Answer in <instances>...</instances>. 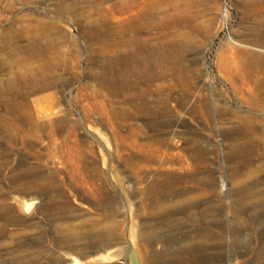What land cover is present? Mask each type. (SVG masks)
Segmentation results:
<instances>
[{
  "label": "rangeland",
  "instance_id": "374dc122",
  "mask_svg": "<svg viewBox=\"0 0 264 264\" xmlns=\"http://www.w3.org/2000/svg\"><path fill=\"white\" fill-rule=\"evenodd\" d=\"M150 2L0 0V264H264V0ZM127 17L145 111L97 79Z\"/></svg>",
  "mask_w": 264,
  "mask_h": 264
},
{
  "label": "bare ground",
  "instance_id": "6f19581e",
  "mask_svg": "<svg viewBox=\"0 0 264 264\" xmlns=\"http://www.w3.org/2000/svg\"><path fill=\"white\" fill-rule=\"evenodd\" d=\"M156 3H157L156 0H151V2L149 3L150 4L149 10L151 11V14H152L153 10L155 9V6L157 5ZM98 10H100V9H98ZM153 13H155V12H153ZM149 14H150V12H149ZM151 14H150V16H152ZM153 17H154V15L152 16V18ZM127 18H128V20H127ZM127 18H126V20L128 22L127 21H125L126 23L123 22V24L125 25V32L122 33V35H120V38L117 39V41H114L112 43L109 41L107 42V45L109 43L110 46L108 45L109 46V47H107L108 49L104 50V55H106V59H105V62L103 61V63L108 65V70H107V72L104 71L105 75H103V76L99 75L97 77V79L99 81L98 84L101 87V89H103V88L105 89L104 92L106 93L107 96L106 97L103 96V97H105L107 99V97H113V96L117 97L118 96L117 97V99H118L119 96H121L119 103L129 104L131 106V108H133L134 111H145L149 106V101H148L149 98L147 99V96L150 95L151 93L149 91L145 90L141 86V83H147L148 84L149 82L157 79L161 75V73L158 72L159 62H158V59L156 58L157 60L155 59V61L153 63H150L146 58L145 52H143L142 42H144V41L140 37V32L142 31V26H141L142 23H138V24L136 23L134 25L130 22L131 17L130 18L127 17ZM145 29H146V27H145ZM126 30L131 33L130 35H128V37H126ZM105 36H107V35H105ZM148 39H150V38H148ZM105 44H106V42H105ZM148 50H150V49H148ZM154 50H155V48H153L152 51L150 50V52L152 53ZM101 51H102V49H101ZM252 62L253 61H248V65L249 66L252 65ZM64 65H65V63H64ZM68 66H70V65H68ZM64 68H66V67H64ZM91 73H93V72L91 71ZM94 74H95V72H94ZM95 81H96V79H95ZM262 84L264 85V81L262 82ZM86 86H87V84H86ZM95 89H97V86ZM101 89H100V91H101ZM93 91H95V90L93 89ZM130 91H132V92H130ZM262 93H264V86L262 88ZM95 94L96 93H94V95ZM105 101H108V100H105ZM105 101H104V103H105ZM109 101L112 102L113 100L110 98ZM112 104H114V101L112 102ZM111 105H110V107H111ZM97 107H99V106H97ZM119 107L121 108V106H119ZM118 108L113 111L111 117L114 120L123 121L124 119H126L128 117V115L130 113L128 110H126V108H123V109H120V108L118 109ZM95 109L96 110H94V112L97 111V108H95ZM109 113H111V112H109ZM98 114H99V112H98ZM102 116L103 115L97 117L98 122L103 121ZM194 142L192 144H194ZM199 144H197L195 142V144L193 145L194 146L193 147L194 157H196L198 159H200V157L204 153V149ZM195 167L197 168L198 164H196Z\"/></svg>",
  "mask_w": 264,
  "mask_h": 264
},
{
  "label": "water",
  "instance_id": "95a60500",
  "mask_svg": "<svg viewBox=\"0 0 264 264\" xmlns=\"http://www.w3.org/2000/svg\"><path fill=\"white\" fill-rule=\"evenodd\" d=\"M94 256V253H92V254H82V255H80V260H85V261H87V259L90 257V256Z\"/></svg>",
  "mask_w": 264,
  "mask_h": 264
}]
</instances>
